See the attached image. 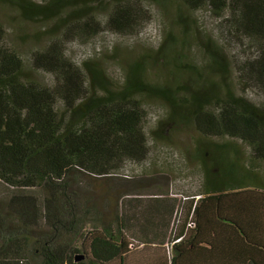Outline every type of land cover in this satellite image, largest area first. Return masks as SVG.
Here are the masks:
<instances>
[{
	"label": "trees",
	"instance_id": "1",
	"mask_svg": "<svg viewBox=\"0 0 264 264\" xmlns=\"http://www.w3.org/2000/svg\"><path fill=\"white\" fill-rule=\"evenodd\" d=\"M0 1L27 19L60 16L63 28L26 58L4 46L0 23V185L9 196L0 201V264H264V103L234 90L264 89V0H152L165 17L175 10L162 22L165 40L127 61L119 86L101 54L77 64L62 44L137 32L148 14L141 0ZM200 9L219 17L220 32L200 28L191 15ZM234 42L245 60L229 53ZM158 62L163 82L148 77ZM40 70L53 74L51 86L30 77ZM146 99L167 107L148 129ZM189 128L198 136L184 155L154 148ZM125 165L180 173L176 191L112 176ZM82 175L116 178L114 215L88 207L73 184Z\"/></svg>",
	"mask_w": 264,
	"mask_h": 264
},
{
	"label": "rangeland",
	"instance_id": "2",
	"mask_svg": "<svg viewBox=\"0 0 264 264\" xmlns=\"http://www.w3.org/2000/svg\"><path fill=\"white\" fill-rule=\"evenodd\" d=\"M30 1L35 3L37 6H44L45 2L48 0ZM141 8L148 10V14L146 15L145 22L142 23L137 32L135 31L131 34L119 35L111 31H101L95 38L89 40H84L78 36H69L62 44L64 55L71 58L73 62L78 64L83 59L92 56L94 53L101 54L102 61L104 62L103 67L114 83L119 86L124 78L123 66L127 61L142 57L143 55L151 53V50L156 51L160 48L165 40V32L162 22L169 24L170 19L173 17V11H175L173 10L169 12V15L165 17L161 8L154 5L152 0H141ZM97 12L99 13L98 15L101 19L107 18L108 12L105 8H100ZM191 15L195 22L199 23V26L201 25V29H208L214 34L220 32L221 28L219 25L221 24V20L214 13L200 9L198 11H194ZM60 19V16H56L53 19L45 21H42L41 17L35 20L27 19L18 5L16 6L0 1V23H2L6 29L4 46L10 50L18 52L26 58H28L35 50H43L54 38L61 37L63 28L57 27ZM173 25L174 24L172 23L171 26L173 27ZM191 35H193V33H191ZM240 46L241 45L238 43H232L229 53L233 56H237V59L245 60L248 53H243ZM198 47V45L192 46L193 54L197 59L201 57ZM154 65L153 69L150 67L151 69L148 71L149 80L163 82V74H165V72H163L164 70H161V63L159 65ZM163 68L164 67H162V69ZM30 77L44 86H51L54 81L53 74L45 70H40L36 73L30 72ZM237 89L238 88L234 87V90L238 93V95H242L254 103H264V89H257L254 87L244 88L242 91ZM143 103L147 112L145 126L148 129L156 126L158 121L165 116L167 107L162 102L153 99H146ZM57 107L58 110H63V106L61 104H58ZM197 136V133L192 128H189L188 130L175 135V137L173 136L172 142L162 141L160 143H156L157 146L154 148H156V150H161L162 147L173 148V151L184 155L182 149L189 145L191 138ZM146 138L149 146L154 144L152 143V136L149 135ZM162 152L165 153L164 150L159 151L158 153L161 154ZM191 167L194 168V165ZM139 168L140 166L125 165L123 168H119L116 171L114 170L115 172H112V176H116L121 179L151 182L154 187H156L154 190L162 188V190L168 192H170V190H172V192L173 190L176 191L173 185H175L174 182L177 180L176 178L181 176L180 173L171 172L166 174L164 172V174L163 172H157L156 170L151 174L142 175L140 174ZM186 173L187 172H185V174ZM114 179L116 178H95L91 175H82L77 177L73 184H75L74 186L83 187L86 189V192H88L86 195L91 200L88 207L95 204L94 202H97L102 208L107 207L104 215H114L113 212L116 206V199L114 198V200H108L110 195L115 196L117 194L116 189H114L116 181ZM197 180V178H194L191 183L196 186L195 184L197 183L195 182ZM5 189H7L5 186L0 185L1 203L3 201L7 202L6 198L9 197L5 193ZM196 190L197 188H191L187 195L197 193ZM180 191L181 189L178 192ZM30 193L34 197L46 195V192L44 193L41 189L31 190ZM91 193L93 196H91ZM185 193L186 192L184 191L183 194ZM173 197H176L178 200H182V198L178 196ZM83 209H85V207L81 208L80 212Z\"/></svg>",
	"mask_w": 264,
	"mask_h": 264
}]
</instances>
